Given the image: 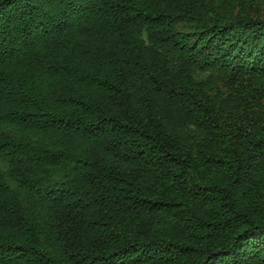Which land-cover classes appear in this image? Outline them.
Here are the masks:
<instances>
[{
	"label": "trees",
	"instance_id": "trees-1",
	"mask_svg": "<svg viewBox=\"0 0 264 264\" xmlns=\"http://www.w3.org/2000/svg\"><path fill=\"white\" fill-rule=\"evenodd\" d=\"M0 264H264V0H0Z\"/></svg>",
	"mask_w": 264,
	"mask_h": 264
}]
</instances>
